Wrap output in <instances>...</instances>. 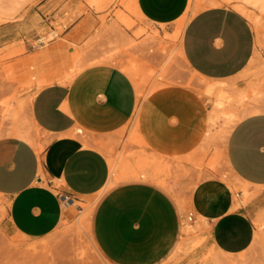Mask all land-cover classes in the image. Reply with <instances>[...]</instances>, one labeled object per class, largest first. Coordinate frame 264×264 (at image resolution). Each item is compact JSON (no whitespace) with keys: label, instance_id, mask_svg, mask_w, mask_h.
<instances>
[{"label":"crops","instance_id":"crops-1","mask_svg":"<svg viewBox=\"0 0 264 264\" xmlns=\"http://www.w3.org/2000/svg\"><path fill=\"white\" fill-rule=\"evenodd\" d=\"M226 1L231 4L212 3L190 14L179 40L184 62L209 81L235 77L255 49L254 28L242 10L253 12L264 0ZM134 3L145 20L171 32L189 0ZM128 75L115 64L92 62L69 80L38 88L23 116L0 115V199L7 234L42 237L73 201L101 192L92 234L107 259L114 264H188L187 256L176 260L174 255L185 224L177 204L149 176L117 182L116 174L109 182L108 148L117 144L122 130L126 134L133 127L148 152L183 159L217 142L221 118L211 124L206 96L183 85L138 98ZM223 151L250 195L234 193L219 179L196 184L185 193L195 213L187 233L202 238L197 251L211 248L238 256L252 244L253 216L264 201V111L238 119L224 136ZM147 169V175H154L153 166Z\"/></svg>","mask_w":264,"mask_h":264},{"label":"rangeland","instance_id":"rangeland-1","mask_svg":"<svg viewBox=\"0 0 264 264\" xmlns=\"http://www.w3.org/2000/svg\"><path fill=\"white\" fill-rule=\"evenodd\" d=\"M217 2L231 4L226 0H189L186 12L168 32L170 27L145 20L135 11L136 6L133 10L134 0H0L6 16L0 21V115L23 116L38 88L53 80H69L64 74L96 61L121 69L133 64L137 73L132 78L138 81L131 79L140 84V97L160 87L183 85L204 94L212 105L219 96L253 87L256 95L247 98V107L264 108V1L252 12L257 15L256 23L251 22L255 32L253 55L235 77L209 81L184 62L179 40L186 21L198 8ZM38 37L41 45L35 42ZM220 127L216 143L183 159L148 152L133 127L126 134L122 130L117 144L108 148L117 182L128 180L122 178L128 176L152 177L150 181L177 204L180 222L187 224L186 213L193 209L185 193L205 179H219L234 193L249 196L230 170L223 151L228 126L226 129L222 123ZM150 166L154 175L145 173ZM101 194L73 201L56 227L38 238L4 231L5 208L0 199V264H114L100 251L92 234V216ZM253 221L254 239L240 259L213 249L197 251L199 238L192 239L187 232L179 237L175 259L187 256L188 264H264V201L259 202Z\"/></svg>","mask_w":264,"mask_h":264},{"label":"bare ground","instance_id":"bare-ground-1","mask_svg":"<svg viewBox=\"0 0 264 264\" xmlns=\"http://www.w3.org/2000/svg\"><path fill=\"white\" fill-rule=\"evenodd\" d=\"M97 1H102V0H97ZM133 5V3H132ZM188 7V6H187ZM133 10L135 8V4L134 6L132 7ZM137 11V10H135ZM186 12V11H184ZM242 12L245 14L246 17H248V19H250L251 22H255L256 23V20H257V15H254L252 12H247V11H244L242 10ZM5 13L4 11L1 10V6H0V21L3 20L5 18ZM182 19V18H181ZM184 21V19H183ZM182 23V22H181ZM254 23V24H255ZM179 27V25H178ZM129 64V63H128ZM126 65V67L124 68L125 69V73L127 72V75L130 76V78H133L136 77L134 76L135 73H137V71L134 70V68L132 67L133 64L130 66L129 65ZM123 65V64H122ZM79 66V65H78ZM118 67V66H117ZM81 67H77V68H74L73 70H71L70 72H67L66 74H64V77L67 78V79H70L72 77V75L80 69ZM84 68V67H83ZM123 68V67H122ZM123 69V70H124ZM82 70V69H81ZM132 78V79H133ZM133 80H136V79H133ZM138 81V80H136ZM133 82V81H132ZM135 85L134 87H136V94H137V97L139 98L140 97V93H139V87L138 84L137 85V82H134ZM251 94H255L256 95V92L254 90L253 87H248V88H245V89H241V90H238L235 94H231V95H227V96H219L215 99L212 100V105H211V108H210V111H209V120L211 122V124H215V121L218 120V118H221V121L222 123L224 124V127L228 126V130L229 128L238 120L240 119L243 115H246L247 113L249 112H257V111H262V109H264L263 107L259 108L258 106L257 107H253V108H249V106L247 107L248 105V100L247 98H249L251 96ZM254 96V95H252ZM251 96V97H252ZM250 97V98H251ZM255 98V97H254ZM247 99V100H246ZM253 99V98H252ZM257 99V98H256ZM247 103H245L246 101ZM257 101V100H256ZM256 101L254 103H256ZM252 102V101H251ZM253 103V105H254ZM247 104V105H246ZM252 104V103H251ZM246 105V106H245ZM261 105V104H259ZM7 109V108H6ZM137 109V108H136ZM4 116V115H3ZM210 125V124H209ZM215 126V125H213ZM212 126V127H213ZM223 126V125H222ZM211 128V127H210ZM220 129V128H219ZM227 129V127H226ZM225 129V131H226ZM214 131V129H213ZM208 132V131H207ZM212 133V132H210ZM216 133V132H215ZM219 133H217L218 135ZM211 136V135H210ZM222 136V135H221ZM35 137V136H34ZM213 138V135L211 136ZM220 138V136L218 137ZM34 139V138H33ZM140 141V138L138 139ZM34 141V140H33ZM224 141V140H223ZM35 142V141H34ZM40 147V146H39ZM39 147L37 149V151H39ZM112 159V158H111ZM113 160V159H112ZM110 174H111V177H110V181H113L115 180L116 178V170H115V165L112 163L111 166H110ZM234 190V189H233ZM69 199H64V202L68 201ZM85 203V202H84ZM81 214V213H80ZM88 215V214H87ZM78 219V218H77ZM206 222V221H205ZM190 226L185 223L184 224V232H187L188 230H190ZM203 231V230H202ZM84 232V231H83ZM189 234V233H188ZM186 234V235H188ZM90 238V237H89ZM83 239V238H82ZM87 239V237H86ZM84 240V239H83ZM89 243V242H87ZM86 243V244H87ZM202 243V238H199L195 247H199ZM45 245V244H44ZM25 247V246H24ZM35 247V246H33ZM32 247V248H33ZM41 247H44V246H41ZM34 249V248H33ZM30 250V249H29ZM32 250V249H31ZM35 250V249H34ZM207 250H211V248H208ZM28 251V246H27V250L26 252ZM241 253L238 254V258H242V257H239V256H242L243 255V251H240ZM33 253V252H31ZM179 259V258H178ZM181 259V258H180ZM231 264H236L235 261H231Z\"/></svg>","mask_w":264,"mask_h":264},{"label":"built area","instance_id":"built-area-1","mask_svg":"<svg viewBox=\"0 0 264 264\" xmlns=\"http://www.w3.org/2000/svg\"><path fill=\"white\" fill-rule=\"evenodd\" d=\"M35 42H36L37 45H41L42 44V39L40 37H38ZM193 217H194V211H192V210L187 211L186 220L187 221H191L193 219Z\"/></svg>","mask_w":264,"mask_h":264}]
</instances>
